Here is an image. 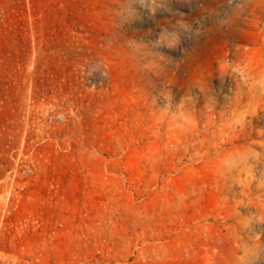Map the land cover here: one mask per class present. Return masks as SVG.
<instances>
[{"label":"rangeland","instance_id":"obj_1","mask_svg":"<svg viewBox=\"0 0 264 264\" xmlns=\"http://www.w3.org/2000/svg\"><path fill=\"white\" fill-rule=\"evenodd\" d=\"M225 3L0 0V264H264V0L195 34Z\"/></svg>","mask_w":264,"mask_h":264},{"label":"clouds","instance_id":"obj_2","mask_svg":"<svg viewBox=\"0 0 264 264\" xmlns=\"http://www.w3.org/2000/svg\"><path fill=\"white\" fill-rule=\"evenodd\" d=\"M250 2L251 0H226L221 8H206L201 13L202 19L199 22V27L195 30V34L199 33L200 36H203L206 34L204 29L212 27L205 23L209 17L217 18L215 26L220 30L229 28L236 20L243 17Z\"/></svg>","mask_w":264,"mask_h":264}]
</instances>
